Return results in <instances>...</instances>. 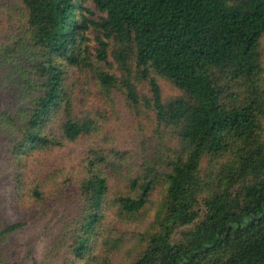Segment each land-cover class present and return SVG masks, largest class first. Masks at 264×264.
Wrapping results in <instances>:
<instances>
[{
    "label": "trees",
    "instance_id": "obj_1",
    "mask_svg": "<svg viewBox=\"0 0 264 264\" xmlns=\"http://www.w3.org/2000/svg\"><path fill=\"white\" fill-rule=\"evenodd\" d=\"M5 17L0 73L18 104L0 131L11 204L27 216L0 239L27 237L53 202L43 264H264V0H0ZM78 74L154 117L151 148L93 144L72 171L37 172L107 120L75 116ZM35 243L0 264H30Z\"/></svg>",
    "mask_w": 264,
    "mask_h": 264
},
{
    "label": "rangeland",
    "instance_id": "obj_2",
    "mask_svg": "<svg viewBox=\"0 0 264 264\" xmlns=\"http://www.w3.org/2000/svg\"><path fill=\"white\" fill-rule=\"evenodd\" d=\"M92 9L94 10V8ZM97 19L98 17L95 18V20ZM7 20V17L0 19V41H3L11 31L12 24ZM90 37L92 38V54L97 57L99 45L95 39L98 37V34L92 32L90 33ZM94 62H97L96 59H94ZM96 65L108 71L106 64ZM7 76L8 71L0 73V116L8 111H12L18 104L16 89L12 86L11 82L6 81ZM70 85L74 91L73 107L75 116L83 117L89 114L94 116L101 114L107 120L101 126L96 136V141H82L76 145H66L64 148L52 152L45 158L35 160L32 167L37 172L46 173L51 167L59 168L58 170L64 172L72 171L71 168H76V165L80 163L88 146L93 144L102 146L103 148L107 147V149H118L121 152L128 151L133 158L144 151L149 152L151 146L148 143L154 137L155 121L154 117L147 113L146 109H140L139 112L131 110L124 97H121L119 94L113 97L112 102H105L99 95L92 76L78 74L71 80ZM163 94L165 98L178 95L176 91L166 85H163ZM4 139L5 137L0 131V226L23 221L27 216V213L17 210L11 204L12 178L4 166L6 158ZM114 187V190H117L118 183H115ZM58 210L57 205H54L52 202L49 205L47 218H45L41 225L32 228L27 237L21 236L7 241L0 239V257L3 256L10 259L20 254L24 255L27 241L31 237H35L34 253L29 263L43 264L45 261L46 243L58 225L60 218V210ZM122 232L125 234V237H133L137 229L127 227Z\"/></svg>",
    "mask_w": 264,
    "mask_h": 264
}]
</instances>
